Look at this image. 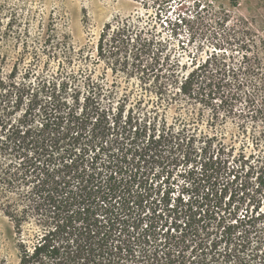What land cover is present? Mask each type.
I'll return each mask as SVG.
<instances>
[{
	"label": "trees",
	"instance_id": "obj_1",
	"mask_svg": "<svg viewBox=\"0 0 264 264\" xmlns=\"http://www.w3.org/2000/svg\"><path fill=\"white\" fill-rule=\"evenodd\" d=\"M193 7L171 23L188 25L177 54L132 19L103 24L96 62L137 80L134 102L52 45L0 70V211L17 264H264V64L225 49L244 48L245 20ZM180 164L196 181L174 195Z\"/></svg>",
	"mask_w": 264,
	"mask_h": 264
},
{
	"label": "rangeland",
	"instance_id": "obj_2",
	"mask_svg": "<svg viewBox=\"0 0 264 264\" xmlns=\"http://www.w3.org/2000/svg\"><path fill=\"white\" fill-rule=\"evenodd\" d=\"M147 1L144 6L140 0H0V70L7 72L24 51L25 61L28 62L32 50L54 46V51L70 56L68 68L71 71H77L81 76L89 69L93 78L106 84L115 82L118 95L132 93L130 100L134 102L139 96L137 80L128 79L123 74L113 75L103 62H96V42L103 24L118 18L132 19L137 27L147 30L148 35L160 39L171 48L172 53L177 54L181 51L180 44L188 41V25H180L176 28L177 34L173 35L171 23L178 21V15L193 20L194 3L218 12L228 20V26L245 20L249 32L245 33L244 48L227 43L225 49L227 53L235 49L236 55L245 49L257 52L264 64V0H167L161 5V2L156 4L152 0ZM234 28L238 32L235 25ZM237 32L236 35L240 36L241 33ZM230 33L235 34L234 31ZM45 40H50V44L45 45ZM228 40L230 43L235 41L231 37ZM188 47L194 49L192 44ZM203 47L205 50L210 49L208 41H204ZM201 55L205 56L204 53ZM59 57V60L63 58ZM44 63L48 64V72L57 67V61H48L41 54L39 66ZM175 113L176 105L169 107L166 111L168 120H172ZM198 127L200 131H209L205 123ZM223 131L226 139L232 136V128L226 127ZM185 170L187 167L180 164L172 172L170 181L173 182L174 195L182 187L188 188L186 182L190 183L192 179L196 181L194 176L189 178ZM184 196L187 197L186 194ZM11 231V223L0 211V260L3 259L4 264H17Z\"/></svg>",
	"mask_w": 264,
	"mask_h": 264
}]
</instances>
